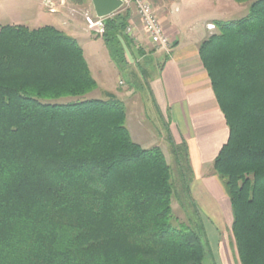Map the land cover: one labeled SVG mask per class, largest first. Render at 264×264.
<instances>
[{
    "label": "trees",
    "instance_id": "1",
    "mask_svg": "<svg viewBox=\"0 0 264 264\" xmlns=\"http://www.w3.org/2000/svg\"><path fill=\"white\" fill-rule=\"evenodd\" d=\"M130 17L105 19L113 57L133 42ZM216 26L199 49L229 127L213 171L241 264H264V0ZM96 87L62 29L0 26V264H203V227L176 222L172 167L161 147L132 138L124 102L55 100ZM169 140L190 196L186 145Z\"/></svg>",
    "mask_w": 264,
    "mask_h": 264
},
{
    "label": "crops",
    "instance_id": "2",
    "mask_svg": "<svg viewBox=\"0 0 264 264\" xmlns=\"http://www.w3.org/2000/svg\"><path fill=\"white\" fill-rule=\"evenodd\" d=\"M11 1L0 0V26L4 18L3 4ZM31 1L37 4L34 14L36 21L43 16L39 6L44 7L45 4L43 0ZM147 1L157 10L172 46L168 51L157 50L145 35L140 18L133 10L130 19L137 25L139 36L138 41L132 40L133 47H139L143 53L141 59L151 56L152 62L159 68V73L153 76L149 86L154 102L162 112L169 135H172L175 143L187 146L195 173L191 183V198L200 203L210 218L216 219L222 226L226 223L230 227L233 223L231 201L221 180L213 171V161L228 140L229 127L199 49L201 43L216 32L209 28V24L216 25L217 21H226L239 5H250L253 0ZM89 67L92 72L90 64ZM120 95L129 96V93ZM127 112V122H130L129 110ZM130 132L133 138L137 136L140 139L144 136L140 133L133 134L131 130ZM162 149L164 151L165 148ZM227 238L220 239L218 244L221 263L228 259Z\"/></svg>",
    "mask_w": 264,
    "mask_h": 264
},
{
    "label": "rangeland",
    "instance_id": "3",
    "mask_svg": "<svg viewBox=\"0 0 264 264\" xmlns=\"http://www.w3.org/2000/svg\"><path fill=\"white\" fill-rule=\"evenodd\" d=\"M43 4H45L44 7L39 6L43 16L35 21V5L37 4H34L33 1L12 0L9 4L6 2L2 7L4 12L2 25H26L30 28L54 25L62 29L79 42L97 81V87L84 96H64L55 100L58 102L78 101L87 98H116L122 100L130 113V122H127L128 127L133 134L140 133L144 135L140 139L137 136L134 137L135 139L132 138L145 148L154 146L165 148L164 153L172 167V180L177 191V194L174 193L172 201L173 217L176 218V222L197 223L201 226V230L203 227V241L207 251L203 264H241L231 229L232 225L229 227L225 223L222 226L216 219L210 218L208 213L200 206V203L195 202L183 189L180 176L181 169L176 156L172 152L165 120L162 112L154 102L149 86L153 76L159 73L158 66L152 62L153 58L145 56L141 59L143 53L140 52L139 47H133L132 43L129 47H125L123 55L119 52L116 57H113L102 36L95 30L90 29L86 23V15L94 14L91 0H84V2L79 0H43ZM249 7V4L239 5L227 17L229 18L227 20L245 16L249 11ZM51 8L55 9V13H51ZM128 10H130V13L133 11L132 9ZM130 23H133L131 19ZM213 30L217 31V26ZM157 57L159 58V55ZM157 57H154V59ZM125 92L129 93V96L123 97V95H120V93ZM186 148V146H181L180 155L183 159L184 171H186L187 177L192 183L195 173L190 160H185ZM225 237H228L229 253L228 259L221 263L218 244L220 239Z\"/></svg>",
    "mask_w": 264,
    "mask_h": 264
},
{
    "label": "built area",
    "instance_id": "4",
    "mask_svg": "<svg viewBox=\"0 0 264 264\" xmlns=\"http://www.w3.org/2000/svg\"><path fill=\"white\" fill-rule=\"evenodd\" d=\"M123 2L122 9H132L140 18L145 35L150 39L154 47L157 50H170L172 43L153 5L147 0H123ZM51 12H55V9L51 8ZM106 18L97 17L95 13L88 14L86 15V23L90 29L103 36L106 30ZM208 26L210 29H214L216 25L209 24ZM125 34L134 42L139 40L137 25L134 23H130L127 26Z\"/></svg>",
    "mask_w": 264,
    "mask_h": 264
},
{
    "label": "water",
    "instance_id": "5",
    "mask_svg": "<svg viewBox=\"0 0 264 264\" xmlns=\"http://www.w3.org/2000/svg\"><path fill=\"white\" fill-rule=\"evenodd\" d=\"M97 17L106 18L114 15L123 7V0H91Z\"/></svg>",
    "mask_w": 264,
    "mask_h": 264
}]
</instances>
